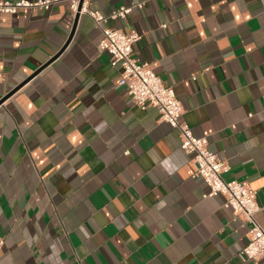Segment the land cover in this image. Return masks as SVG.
<instances>
[{"label": "crops", "instance_id": "0c3cea01", "mask_svg": "<svg viewBox=\"0 0 264 264\" xmlns=\"http://www.w3.org/2000/svg\"><path fill=\"white\" fill-rule=\"evenodd\" d=\"M120 7L102 26L139 34L132 57L172 87L223 179L255 191L264 226V0L89 4ZM101 37L66 0L0 14V100L39 71L0 105V264H264L238 257L249 225L206 196L177 130L130 102Z\"/></svg>", "mask_w": 264, "mask_h": 264}, {"label": "built area", "instance_id": "2783aa9c", "mask_svg": "<svg viewBox=\"0 0 264 264\" xmlns=\"http://www.w3.org/2000/svg\"><path fill=\"white\" fill-rule=\"evenodd\" d=\"M58 0H0V14L14 16L24 15L31 11H48ZM70 12L90 17L94 25L100 29L102 37L98 50L109 55L112 67L118 68L120 79L118 84L125 88L130 102L140 107L154 108L160 120L178 132L179 148L190 156L195 167L194 177H198L208 187L207 197L221 195L224 208L231 211L233 217L242 224H248L246 244L238 257L242 261L264 260V226L259 225L255 216L260 210L256 202V193L245 182L225 181L222 175L227 171V164L215 153L208 150L205 138L193 136L189 126L181 120L182 107L176 99L172 87L163 85L161 79L152 71L148 63H139L132 57L133 45L139 40L135 31L127 34L120 29L103 27L109 18L122 19L131 12L132 7H120L108 17L89 8L91 0H66ZM141 9L142 4H136ZM3 240L0 239V252Z\"/></svg>", "mask_w": 264, "mask_h": 264}, {"label": "water", "instance_id": "95a60500", "mask_svg": "<svg viewBox=\"0 0 264 264\" xmlns=\"http://www.w3.org/2000/svg\"><path fill=\"white\" fill-rule=\"evenodd\" d=\"M78 18H79V15L78 14H76L75 15V23H76V21L78 20ZM74 26H75V24H74ZM72 35H73V30L71 31V34H70V36H69V38L67 39V42L65 43V45L63 46V48L61 49V51L62 50H64V48L67 46V44H68V42L70 41V39L72 38ZM60 51V52H61ZM60 52L59 53H57V55H55V57H53V59H51L48 63H47V65L48 64H50L56 57H58L59 56V54H60ZM39 71H36L33 75H31L30 77H29V79H27V80H25L22 84H20L13 92H11L9 95H7L6 97H4L2 100H0V105L11 95V94H13L16 90H18L21 86H23L27 81H29L33 76H35L37 73H38Z\"/></svg>", "mask_w": 264, "mask_h": 264}]
</instances>
